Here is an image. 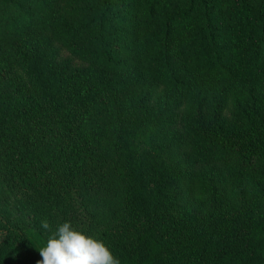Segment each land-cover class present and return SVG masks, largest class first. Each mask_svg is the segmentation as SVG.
Instances as JSON below:
<instances>
[{
    "label": "trees",
    "instance_id": "obj_1",
    "mask_svg": "<svg viewBox=\"0 0 264 264\" xmlns=\"http://www.w3.org/2000/svg\"><path fill=\"white\" fill-rule=\"evenodd\" d=\"M0 34V264H37L65 221L121 264H264V0H0ZM109 186L119 212L96 215Z\"/></svg>",
    "mask_w": 264,
    "mask_h": 264
},
{
    "label": "rangeland",
    "instance_id": "obj_2",
    "mask_svg": "<svg viewBox=\"0 0 264 264\" xmlns=\"http://www.w3.org/2000/svg\"><path fill=\"white\" fill-rule=\"evenodd\" d=\"M1 35V34H0ZM7 37H1L0 38V50H6L10 43H8ZM19 77L26 79L24 76V73L22 70H18ZM93 130H98L101 134V164L103 167H101L103 175L107 176L108 178L112 177V168L114 165L120 162V155L115 153L113 149V135L115 133V125L114 121L112 119L110 112H105V114L100 118L95 119V123L92 126ZM181 152L179 149H173L171 151L169 160L170 161H182L181 165H190L193 168L199 169V168H207L209 166L207 165H201L197 163L196 161H191L183 154H180ZM227 164H220L219 168L224 169ZM263 168L262 164H259L257 166V169L261 170ZM187 184L185 182L181 183L178 188H173L172 192L177 193V204L181 210H188V209H195L197 213L204 214L208 208V201L205 197H197L193 196L188 192ZM226 187L223 188V191L228 193L232 190V186L230 184L225 185ZM116 198L114 194V190L112 187H105L102 191L97 193V196L92 201V208L95 207L97 210L94 211V213L97 215L99 212L103 214H111V212H119L116 209V205L113 198ZM228 197V196H227ZM226 197V198H227ZM229 203L233 206H237L239 201L237 198L233 197L230 199L228 197ZM95 204V206H94ZM0 205L4 207V204L0 202ZM98 207H97V206ZM5 209L7 207H4ZM11 207H8V209ZM115 208V209H114ZM23 213H20L16 215L15 217H11V222L16 223V221H19L20 223L23 221L25 223L32 222L31 216L29 215L30 209L28 207L23 208ZM261 210L264 214V202L262 203ZM11 211V209H9ZM32 214H38L40 216L41 220H45L44 213L42 209H36L32 208Z\"/></svg>",
    "mask_w": 264,
    "mask_h": 264
},
{
    "label": "clouds",
    "instance_id": "obj_3",
    "mask_svg": "<svg viewBox=\"0 0 264 264\" xmlns=\"http://www.w3.org/2000/svg\"><path fill=\"white\" fill-rule=\"evenodd\" d=\"M41 227L50 230L51 226L43 220ZM39 252L37 264H121L103 239L74 227L71 221L59 224Z\"/></svg>",
    "mask_w": 264,
    "mask_h": 264
}]
</instances>
